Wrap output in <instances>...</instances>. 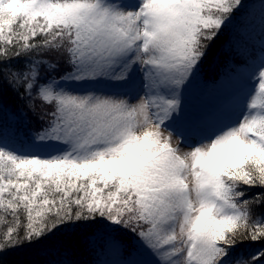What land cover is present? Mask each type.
<instances>
[{
	"label": "snow or ice",
	"instance_id": "obj_1",
	"mask_svg": "<svg viewBox=\"0 0 264 264\" xmlns=\"http://www.w3.org/2000/svg\"><path fill=\"white\" fill-rule=\"evenodd\" d=\"M242 8L0 0V100L40 123L19 145L0 133V264L25 246L52 264H264V44L235 100L182 123V90ZM126 232V258L100 259Z\"/></svg>",
	"mask_w": 264,
	"mask_h": 264
},
{
	"label": "rangeland",
	"instance_id": "obj_2",
	"mask_svg": "<svg viewBox=\"0 0 264 264\" xmlns=\"http://www.w3.org/2000/svg\"><path fill=\"white\" fill-rule=\"evenodd\" d=\"M261 5H264V0H254L248 4L249 12L245 13L246 17L236 27L231 38L230 43L233 46L231 50L229 49L230 54L218 63V68L201 65L195 78L182 90L181 103L185 109L182 123L187 131L194 132V125L201 116L226 106L242 91L251 68V61H259L261 46L264 44V20L261 17ZM216 68L218 72L214 70ZM139 78L140 74L137 72L136 79L139 80ZM39 129V127L27 126L20 130V136L24 132L31 133ZM136 239L134 235L131 237L129 250ZM125 250L106 251L100 259L123 260L127 256ZM139 258L144 259L145 257Z\"/></svg>",
	"mask_w": 264,
	"mask_h": 264
},
{
	"label": "trees",
	"instance_id": "obj_3",
	"mask_svg": "<svg viewBox=\"0 0 264 264\" xmlns=\"http://www.w3.org/2000/svg\"><path fill=\"white\" fill-rule=\"evenodd\" d=\"M253 1L254 0H242L244 8L237 11L232 21L222 28L211 45L210 54L201 65L217 67L220 61L229 56L231 46H233V44L230 43L233 33L236 27L243 22L246 17L245 13L247 14L249 12L248 4ZM217 68L214 70L217 71ZM65 70L66 66L61 63L59 70L54 74L59 78V76L64 74ZM27 126L40 128V123L28 109L26 102L9 90L4 95L3 99L0 100V133L8 138L9 142L19 145L25 142L30 134L29 132H24L23 135L20 136V130H23V128ZM255 191V189L251 190L249 195L254 194ZM132 236L131 232H126L122 236L126 249L125 252L129 250ZM253 247H259V245L249 246L246 244L242 248L237 249V251L241 250L247 253L252 251ZM57 259H60V257L51 248H34L29 246L10 250L5 256L7 264H52V262ZM76 259L79 260L81 264H93L97 256L92 251L82 250L81 253L77 255Z\"/></svg>",
	"mask_w": 264,
	"mask_h": 264
}]
</instances>
